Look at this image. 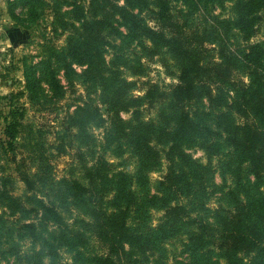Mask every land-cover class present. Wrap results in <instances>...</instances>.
Masks as SVG:
<instances>
[{
    "label": "trees",
    "instance_id": "obj_1",
    "mask_svg": "<svg viewBox=\"0 0 264 264\" xmlns=\"http://www.w3.org/2000/svg\"><path fill=\"white\" fill-rule=\"evenodd\" d=\"M63 1L58 26L67 36L56 62L66 76L72 63L85 67L75 75L96 94L74 119L92 162L80 178L35 176L52 198L29 197L44 222L20 229L39 250L21 254L12 243L0 255L37 264H55L61 252L70 257L64 264H170L168 248L179 245L185 257L174 264H264V42L255 40L264 0ZM13 33L14 44L21 34ZM153 62L174 81L167 93L139 83ZM19 127L10 114L12 153ZM91 130L102 131L100 142ZM13 163L27 193L35 191L23 162Z\"/></svg>",
    "mask_w": 264,
    "mask_h": 264
},
{
    "label": "rangeland",
    "instance_id": "obj_2",
    "mask_svg": "<svg viewBox=\"0 0 264 264\" xmlns=\"http://www.w3.org/2000/svg\"><path fill=\"white\" fill-rule=\"evenodd\" d=\"M63 4V0H34L27 5H19L18 0H0V254L12 250V243H18L17 250L21 254L39 250L38 244L32 246L31 239H24V232L20 229L23 224L44 222L39 206L33 200H28L32 195L38 200H45L51 195L50 185L47 182L43 186L35 177L37 174L43 172L55 182L80 178L82 166L87 167L92 162L90 150L93 147L90 145L87 151L80 150L77 136L80 133L79 124L74 123V119L78 108L85 104L92 106L91 101L96 94L89 89V83L82 85L75 75L85 67L72 63L74 73L66 76L56 62V54L64 48L67 36L58 26L57 14H62L66 8ZM10 8L15 18L10 15ZM215 13L220 14V11L216 10ZM223 16H229L228 10L223 12ZM13 31L21 34L14 37L18 38L14 44L10 40V32ZM255 40L264 42V25ZM110 54L111 51L106 52L104 57L109 60ZM145 67L146 78L139 83L150 82L161 92L167 93L174 81L156 62L145 64ZM98 104V100L93 103L94 106ZM100 112L107 118L102 105ZM12 113L17 114L20 123L13 153L8 149L4 132ZM122 118L128 120L130 114H122ZM90 132L99 142L102 140V131ZM79 152L85 153L83 164L74 160ZM188 152L198 163H206V157L200 150ZM14 160L23 162L20 170L34 183L35 191L27 193L16 173ZM164 172L163 168L161 173L151 175L152 182ZM214 181L220 184L217 176ZM14 199H18L17 203ZM153 214V223L158 224L163 214L159 211ZM68 223L71 224V221ZM167 256L170 264L185 257L181 255L179 245L169 247ZM69 258L61 252V258L55 264L69 262ZM36 262L27 263L9 253L0 255V264ZM39 264L49 263L42 257Z\"/></svg>",
    "mask_w": 264,
    "mask_h": 264
},
{
    "label": "crops",
    "instance_id": "obj_3",
    "mask_svg": "<svg viewBox=\"0 0 264 264\" xmlns=\"http://www.w3.org/2000/svg\"><path fill=\"white\" fill-rule=\"evenodd\" d=\"M10 33H13V32H10Z\"/></svg>",
    "mask_w": 264,
    "mask_h": 264
}]
</instances>
